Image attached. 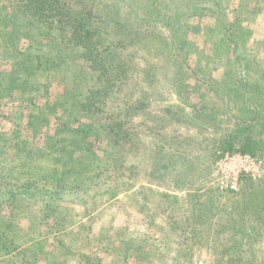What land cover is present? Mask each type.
<instances>
[{"label": "trees", "instance_id": "16d2710c", "mask_svg": "<svg viewBox=\"0 0 264 264\" xmlns=\"http://www.w3.org/2000/svg\"><path fill=\"white\" fill-rule=\"evenodd\" d=\"M125 2L117 6L130 8L127 14L133 17L130 21L163 27L182 46L189 44L185 37L189 24L162 5L173 0ZM187 2L190 16L213 18L223 52L218 57L222 60L219 79L211 76L201 59L197 60L196 69L191 70L199 87L204 88L201 95L214 94L221 103L193 109L214 127L224 120L229 121L226 131L218 138L213 137L222 150L264 158V65H248L245 14L235 8L229 15L222 0ZM15 3L0 5V106L2 100L19 99L9 117L0 110V118L14 123L13 134L8 132L9 138L0 130V157L8 148L17 147L23 124L38 135L40 145L32 149L35 160L22 159L10 172L0 169L1 192L10 194L7 201L14 204L20 190L27 195L36 193L60 198L61 192L79 194L97 190L103 176L113 178L112 183H115L123 173L127 155L140 150L135 132L126 128V114L117 118L116 109L131 114L143 110L141 99L129 103L124 97L131 68L114 47L122 41L111 38L115 30L112 31L110 25L120 14L114 12L112 5H107L110 0H17ZM261 5L264 9V0ZM217 48L219 50L218 44ZM169 82L179 97L183 90H190L187 70L181 62ZM53 86L62 90L58 89L51 98ZM41 96L46 101L42 102V111L37 113L35 99ZM170 108L169 105L166 108L170 114L182 120L178 112ZM167 118L171 117L166 115ZM26 152L29 153L27 149ZM169 156L156 150L152 155L154 166L162 165ZM13 172L14 176L10 175ZM160 176L168 180L176 178L177 174L164 171ZM241 178L240 199L225 215L227 223L218 229L223 240L215 249L220 248L225 254L234 248L246 251L264 238V176L259 182L245 175ZM39 182L43 186L36 189ZM180 183L186 186L183 180ZM198 200L192 201L195 222L190 237L204 231L200 226L209 225L212 217L221 220L224 217L210 207L209 196L204 203H199L200 209H194ZM55 222L61 224L58 219ZM191 242H199V239ZM15 243L8 233L0 231L1 250H17V264H33L36 254ZM182 244L185 254L191 251L188 241ZM124 249L131 254L133 247L127 243ZM179 249H175L177 253ZM42 257L47 259L45 254Z\"/></svg>", "mask_w": 264, "mask_h": 264}, {"label": "rangeland", "instance_id": "374dc122", "mask_svg": "<svg viewBox=\"0 0 264 264\" xmlns=\"http://www.w3.org/2000/svg\"><path fill=\"white\" fill-rule=\"evenodd\" d=\"M16 1L0 0V5L11 6ZM125 1L110 0L111 3H107L120 14L110 21L112 31L115 30L111 32V38L122 41L123 46L116 44L114 47L126 66L131 68L124 96L126 102L141 99L143 110L135 114L116 110L117 118L126 114V128L134 131L139 139V152L127 155L126 166L115 183H112L113 178L103 176L97 190L79 194L61 192L60 198L31 192L27 195L20 190L14 204L7 201L11 195L0 190V231L8 233L20 245L19 248L28 247L33 251L36 254L33 264H264V238L251 244L246 251L234 248L225 254L222 249H215L223 240L218 229L227 223L225 215L240 199L241 177L245 175L259 182L264 176V158L222 150L213 137H220L229 121L224 120L214 127L193 109L221 103L214 94L201 95L204 88L199 87L191 72L201 59V64L212 77L219 79L221 76L222 60L218 58L219 53H223L219 43L221 37L213 18L190 16L188 0L162 4L165 10L189 24L185 35L189 44L182 46L163 27L130 21L133 19L127 16L130 8L117 6ZM222 2L229 15L235 8L245 14L248 65H264V9L261 0ZM127 17L129 21H126ZM180 62L187 70L190 89L183 90L181 97L174 94L169 82ZM58 89L62 90L52 87L51 98ZM2 101L0 110L9 117L19 99ZM35 101V111L41 112L45 97H38ZM168 105L182 120L170 114L166 109ZM166 115L171 118L166 119ZM22 121L24 123L25 119ZM13 128L14 123L8 118H0V130L5 137L13 134ZM20 130L17 147L8 148L0 157L3 171L10 172L23 162L22 159L35 160L34 152H31L40 145L38 135L32 134L24 124ZM22 148L25 151H21ZM156 150L170 155L164 159L163 167L154 166L152 155ZM231 154L248 155L261 161L263 171L255 176L240 171L246 162L224 160L225 155ZM164 171H174L177 176L163 179L160 174ZM10 175L14 176V172ZM182 180L186 186L181 185ZM12 181L14 183V179ZM231 182L236 183L235 188L229 186ZM37 186L36 189H41L43 183L39 182ZM208 196L212 200L210 207L224 217L222 220L212 217L209 225L200 226L204 231L190 237L195 222L192 201L198 198L194 209H200L199 203H204ZM56 219L60 225L56 224ZM186 237L188 239L183 240ZM191 239H199V242L192 243ZM185 240L191 249L187 254L182 251ZM127 243L133 247L131 254L124 249ZM17 253L11 249L3 252L0 248V264H17ZM41 254L47 255V259ZM30 259H33L32 255Z\"/></svg>", "mask_w": 264, "mask_h": 264}, {"label": "built area", "instance_id": "2783aa9c", "mask_svg": "<svg viewBox=\"0 0 264 264\" xmlns=\"http://www.w3.org/2000/svg\"><path fill=\"white\" fill-rule=\"evenodd\" d=\"M224 160L226 161H234V160H239V161H245L247 165H241V168L239 169L240 171H244L246 173L251 172V174L253 176H255L256 174L259 173L260 170L263 171V167H262V162L254 159L248 155H238V154H231V155H225ZM261 173H259L260 175ZM258 175V176H259ZM229 186L231 188H235L236 187V183L235 182H231L229 184Z\"/></svg>", "mask_w": 264, "mask_h": 264}]
</instances>
